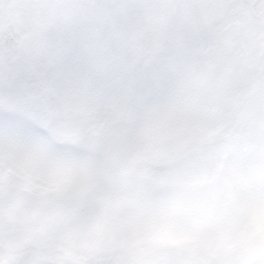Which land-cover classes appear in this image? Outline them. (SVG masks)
Returning <instances> with one entry per match:
<instances>
[{
    "label": "snow or ice",
    "instance_id": "snow-or-ice-1",
    "mask_svg": "<svg viewBox=\"0 0 264 264\" xmlns=\"http://www.w3.org/2000/svg\"><path fill=\"white\" fill-rule=\"evenodd\" d=\"M0 264H264V0H0Z\"/></svg>",
    "mask_w": 264,
    "mask_h": 264
}]
</instances>
